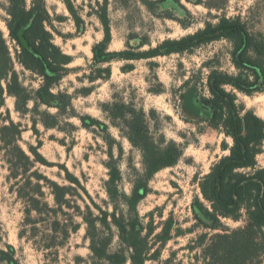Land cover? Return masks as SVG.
<instances>
[{"label": "rangeland", "instance_id": "374dc122", "mask_svg": "<svg viewBox=\"0 0 264 264\" xmlns=\"http://www.w3.org/2000/svg\"><path fill=\"white\" fill-rule=\"evenodd\" d=\"M33 1L26 0L27 9L32 7ZM44 1L51 16L52 26L48 25V29L53 33L56 45L73 57L68 75L52 89V93H67L72 102L61 109L65 99L45 97L47 103H52L49 106L39 98L38 90L43 80L18 63L17 46L9 39L5 21L9 18L10 0H0V28L15 58L20 82L32 97L28 104L32 112L22 117L16 109V99L8 93L7 83L0 79L1 118L10 117L13 122L23 125L22 137L12 146L5 145L0 134V250L13 247L21 264H93L88 225L84 220V216H89L87 206L94 216L102 217L99 208L108 215L110 230L100 224L97 227L100 235L112 236L109 251L114 253L123 248L114 214L117 218L128 217L129 208L121 198L115 210V203L107 193L110 166L119 170L117 185L120 195L126 196L132 194L144 167L142 152L129 141L127 131L122 126L113 125V120L116 123L123 120L113 118L104 109L106 104L118 102L144 111L148 134L154 143L164 145L174 140L186 145L184 155L176 165L160 170L149 180L148 194L138 204L137 211L145 231L154 232L152 242L154 236L167 227L165 223L171 220L173 238L163 250V260L174 254V264L194 263L198 250L192 252L189 247L195 246L198 236H211L217 232L204 228L196 220L192 204L196 198L204 202L200 181L216 162L229 154L225 148L232 145L230 138L209 125L212 111L201 101L208 95L207 89L201 86L202 78L206 79L208 74V69L203 67L218 59L223 70L233 73L230 45L221 41L185 54L133 60L127 57L146 53L166 39L193 34L204 28L205 22L215 23L217 17L223 15L242 16L256 31L264 34V0H225L222 9L208 8L209 4L220 5L221 0H200V4L198 0H109L111 41L106 51L108 59L102 62L95 61L93 48L105 39V27L99 20L104 0H70L80 23L70 12L68 0ZM92 77L95 78L93 81L90 80ZM237 97L239 103L264 119V93L252 97L237 93ZM44 112L55 116L57 126L47 129L40 122L36 131L33 119H41L39 113ZM87 116L106 124L108 129L85 128L80 117ZM5 124L8 121L1 122V126ZM16 144L30 156L31 164L15 150ZM30 147L37 150L40 161L35 159ZM258 161L264 167V153ZM26 167L33 168L28 173ZM34 172L66 189L68 205L56 217L61 224L73 219L80 228L72 233L64 247H42L43 243L46 245L60 239L59 234L51 231L54 216L35 224L33 221L38 216L34 212L33 220L27 221L26 200L20 195H24L22 189L29 179L37 183L32 177ZM68 173L76 177L81 186L72 183ZM41 183L45 201L55 206L50 184L44 180ZM28 187L33 189L32 185ZM224 223L230 229L246 225L245 219L239 222L224 220ZM34 227L37 231L33 230Z\"/></svg>", "mask_w": 264, "mask_h": 264}, {"label": "trees", "instance_id": "16d2710c", "mask_svg": "<svg viewBox=\"0 0 264 264\" xmlns=\"http://www.w3.org/2000/svg\"><path fill=\"white\" fill-rule=\"evenodd\" d=\"M108 1L104 0L102 6L103 14L99 20L105 27V39L93 48L96 62L107 61L106 53L111 41V29L108 16ZM149 2L148 0H143ZM179 2V0H176ZM189 1V0H187ZM197 2H202L198 0ZM225 0L220 5H208L209 9H222ZM100 6V3H99ZM68 8L80 23L81 19L76 14L75 7L68 0ZM9 18L6 26L9 31V39L16 44V58L20 65L37 74L43 83L38 90V95L45 104V97L54 99H65L61 105L64 109L72 102L71 95L67 93H52V89L68 75V66L73 63V57L65 53L56 45L53 33L48 29L51 25V16L44 0H34L32 7L27 9L26 0H10L7 10ZM78 23V25H79ZM52 26V25H51ZM225 41L230 45L229 57L234 72L223 70L220 60H212L204 65L208 69L206 79L202 78V84L207 89L208 95L202 97L201 101L205 108L212 111L209 121L211 128L223 133L232 140V145L225 150L229 151L227 156L216 162L206 176L200 181V198L193 201L192 208L196 220L206 229L217 233L209 236L202 234L198 236L194 247H189L192 252L197 251L191 264H262L264 260V167L259 164L258 157L264 153V119L252 109L238 102L237 93L252 97L258 93H264V34L256 31L248 19L242 16L217 17V21H207L204 28L193 34L180 39H166L156 48L146 53L127 57L133 59H147L157 56L185 54L193 52L197 47L210 45L212 43ZM126 55V54H125ZM109 73L110 71L107 70ZM201 75L203 73L200 72ZM0 79L7 83L8 93L16 99V109L22 117L32 111L28 104L32 100L28 90L20 82V77L15 69V58L8 45L3 31L0 28ZM92 77L90 80L93 81ZM206 80V84H203ZM89 93V89L87 90ZM85 93V94H88ZM60 109V108H59ZM104 109L115 119H122V123L113 125L127 131L129 141L142 152L144 170L137 179L130 196L120 195L117 185L120 178L118 169L111 167V178L107 182V193L110 199L117 203L123 201L129 208L128 217L122 215L117 218L114 214V223L119 230L123 248L117 252L109 251L112 244V236L100 235L98 224L105 230H110L108 215L99 208L101 216H94L90 207L87 206L89 216H84L88 225V235L91 240V251L93 253V264H174V254L166 260L162 259L164 248L172 240L171 220L165 223L166 228L154 236L152 230L145 231L142 218L137 211V206L148 194L149 180L160 170L172 167L183 157L186 145L174 140L165 142L164 145L156 144L148 134V124L144 111H138L125 104L113 102L106 104ZM35 109L34 112H37ZM41 119H33V128L42 123L47 129L55 128V116L49 112L39 113ZM45 119H42V118ZM46 118L53 121H47ZM83 126L87 129L99 127L107 130L106 124L92 117H80ZM8 124L1 126V122ZM6 123V122H5ZM23 125L13 122L10 117L2 119L0 116L1 140L5 145L12 146L17 143L23 134ZM13 136V137H11ZM12 138V139H11ZM165 140V139H164ZM15 150L19 155L31 164V158L17 144ZM35 159L41 160L37 150L30 147ZM36 161V160H35ZM44 162V161H42ZM26 172H30L29 167ZM20 170L17 172L19 178ZM25 172V173H26ZM69 180L81 186L80 181L68 173ZM15 177V178H17ZM37 183L29 179L28 184L22 190L24 195L21 199L26 200L25 214L27 221L35 212L38 216L33 223L44 221L48 216H54L51 231L60 235L59 241L50 244L43 243L46 249L54 246L64 247L72 233L79 230V225L71 220L62 222L56 217L65 205L66 189L57 183L50 181L39 172H34ZM44 180L50 184L54 195L55 206H50L45 201L43 192ZM33 186V189L28 187ZM115 213V212H114ZM150 215V214H149ZM113 216V214H112ZM206 219L209 222L203 220ZM245 219L246 225L237 229H230L224 220L239 222ZM37 231V227H34ZM194 231H191V233ZM1 242V239H0ZM1 264H21L16 259L15 250L8 246V250H0ZM183 264V262L177 263Z\"/></svg>", "mask_w": 264, "mask_h": 264}]
</instances>
